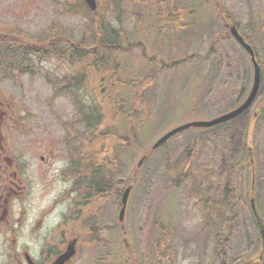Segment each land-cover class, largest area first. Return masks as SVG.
Listing matches in <instances>:
<instances>
[{"label": "rangeland", "instance_id": "374dc122", "mask_svg": "<svg viewBox=\"0 0 264 264\" xmlns=\"http://www.w3.org/2000/svg\"><path fill=\"white\" fill-rule=\"evenodd\" d=\"M66 1L11 0L3 4L2 22L21 29L24 37L50 35L51 26L59 25L69 31V47L82 39L90 52L102 38L100 28L97 33L91 30L102 25L117 32L112 42L119 46L143 43L148 59L139 50L102 51L97 55L102 60L98 69L87 65L69 69L65 58L32 56L37 74L22 76L5 65L2 48L0 100L14 107L12 115L17 120L3 125L5 140L10 142L13 136L18 157L24 161H20L24 164L20 166L24 169L23 199L17 214L22 223L19 254L28 251L42 261V249L58 248H46L43 239L62 225L71 208L72 202L59 205L56 198L71 187L61 180L59 170L70 162V154H77L68 142L83 130L76 116L77 106L82 104L103 116L98 137L86 148L87 153L100 150L106 133L112 134L113 144L118 146L117 135L132 133L141 149L121 154L116 161L118 191L87 206L82 203V219L66 228L80 229L83 237L71 264H264V256L257 262L262 246L249 205L248 151L252 149L256 163L254 197L264 218V141L259 136L264 118V0H216L224 18L237 25L256 51L262 69L261 90L248 119L226 127L191 128L152 154L156 142L174 129L214 120L246 99L253 82L247 53L226 36L213 0H163L165 4H159L161 0H125L126 5L122 0H101L100 8L98 4L96 12L87 14L85 7L81 13L61 12L59 3ZM8 5L13 11L7 10ZM171 19H177L172 26L166 23ZM17 55L16 64L21 60ZM190 57L193 60L180 67L163 68V63L169 66ZM72 75H82L83 85L61 95L54 93L46 78ZM254 113L259 116L253 119ZM242 124V147L220 174L234 147L231 130L237 132ZM146 155L147 160L137 168ZM42 157L50 158V165L42 163ZM133 180L125 219L120 223L121 198L130 185L127 182ZM194 191L209 196L212 203L226 199L231 203L230 224L220 233L229 238L226 244L218 242L217 228L207 227L203 203Z\"/></svg>", "mask_w": 264, "mask_h": 264}, {"label": "trees", "instance_id": "16d2710c", "mask_svg": "<svg viewBox=\"0 0 264 264\" xmlns=\"http://www.w3.org/2000/svg\"><path fill=\"white\" fill-rule=\"evenodd\" d=\"M158 3L165 4L166 2L161 0L158 1ZM168 4L172 6L171 1ZM171 20H168L167 22L170 23ZM94 26H96V28H93L91 31L97 33L98 29L100 28V35H102V38L97 41L95 53L88 52L86 45L82 40L76 41L73 47H82L83 50H75L73 47L70 49L67 44L69 42L68 31H62L53 28L51 30L52 33L50 35L45 34L40 37L34 35V37L32 36L22 39L20 36L21 33H16V36L18 37H11V40L14 43L7 44L8 46H10V48L9 52L5 53L6 63L9 62L10 64H12L15 61L16 54L19 52L21 56V61L19 62V64H17L15 69L20 75L23 76L28 74H37V70L31 60L32 56L40 58L42 60H47L53 57H56L60 60L62 58H65L69 69H74L77 66L81 67V65H87L90 66V68L98 69L99 63L102 60L100 58L99 60H97V55L99 52L102 51L108 53H129L134 50H139L143 57L145 59H148V55L146 53V49L143 43H135L130 46H119L116 43L112 42V39H114L115 35L117 34V32H114L115 30H108L102 25L99 27H97V25ZM15 47L17 49H15ZM21 49L22 52L19 51ZM212 53L213 48H211L210 50V54ZM191 60H193V57H190L189 59H187V61H177L169 66H167L165 63H163L162 65L163 68H174L175 66L180 67ZM150 63L152 64L153 61H151ZM46 78L54 87V93L56 95H61L67 90L71 91L72 89L79 88L83 85L84 82V78L82 77V75H72L70 77L64 76L62 78L57 77L55 78V80L51 79L49 76H47ZM77 108L78 113L76 114V116H79V122L80 125L83 126V130L77 134L75 133V135H73L68 142L71 147H73L74 145L75 147L73 148H75V150L77 151V154L74 153V155H76V162H74L73 164V176L76 178L77 189L82 191L81 194L84 199L95 200L99 198H104L112 194L114 191H118L115 190L117 182H119L118 177L116 175L117 173L115 167L116 161L119 159L120 155L128 153L130 151L140 150L141 147L138 145V137H136V135H132V133L128 136L123 137L117 135L118 142L120 143L119 146L117 143L113 144V137L111 136L112 134L106 133L104 139L102 140L100 150L97 152L92 151L91 153H87L86 148L91 147L98 137L97 133L102 127L103 116L98 115L92 107H85L81 104L78 105ZM249 113L250 111H247L244 115H242L235 121L224 124L222 125V127L231 125L236 121L241 122L247 120ZM256 114L257 116H259L258 113ZM243 128L244 124H242V127H240L237 132L231 130V142L233 143L234 147L228 151L224 159V165L220 170V174H222L224 169L231 164L233 158L235 157V155H237L238 151L240 150V147H242ZM227 131H229V129ZM69 136H71V133ZM259 136L261 140L264 141V118L261 122V125L259 126ZM250 176V181L252 183V166ZM231 177V174L227 176V187L230 186ZM261 178H264V174L261 175ZM256 180H258V177ZM127 184L133 185L134 180L130 183L127 182ZM194 188H196L195 183L193 189ZM251 192L252 185L250 186V196ZM194 193L201 198V202L203 203L202 208L207 218V227L218 229V231L216 232V238L221 245H224L226 244V242H229V238H226L227 240L224 239L226 235H224L223 237L220 233L226 231V226L230 224L231 219L228 212L232 213L231 203L227 199L225 202L212 203L211 198L209 196H202L196 191H194ZM216 204H218L219 210H216ZM261 218L264 221V218L262 216ZM257 262H260L259 257H257Z\"/></svg>", "mask_w": 264, "mask_h": 264}, {"label": "flooded vegetation", "instance_id": "af4514ba", "mask_svg": "<svg viewBox=\"0 0 264 264\" xmlns=\"http://www.w3.org/2000/svg\"><path fill=\"white\" fill-rule=\"evenodd\" d=\"M11 0H0V54L2 48H4V53L9 52L10 46L7 44L14 43L11 40V37H18L16 33H21V38L25 39L23 31L18 28H12L8 25L3 24L2 22V8L3 4ZM67 2L69 4H67ZM82 3L83 0H67L66 4H61V12L67 13H77L78 6L75 3ZM121 3L125 4V0H122ZM71 4H74L71 6ZM130 3L127 4L129 6ZM12 5V4H10ZM7 10L10 9L13 11L11 6L6 7ZM129 11V9H128ZM160 16V15H159ZM154 16V19L157 20ZM53 28L66 31L67 29L62 28L59 25L51 26V31ZM39 36V35H38ZM34 37V35H33ZM27 46V45H26ZM74 48V47H73ZM15 49H17L15 47ZM75 50H83L82 47L74 48ZM12 50V49H11ZM22 52V49L19 50ZM19 54V52L17 53ZM16 54V55H17ZM20 55V54H19ZM18 56V55H17ZM9 65L12 68H16L17 64L14 61L12 64L9 62L5 65ZM19 64V63H18ZM0 66H2V61H0ZM16 70V69H15ZM2 98V97H1ZM14 107L12 105H6L5 100H0V264H53V262L64 252V247L71 243L72 241H77V245L82 241V234L80 229L76 232L74 228L70 231L66 230L70 222L73 220L79 221L82 219V203L83 198L79 195V192L75 188L74 178L71 175L73 159L70 154V162L67 163L63 169L59 170L60 178L64 183H71L69 192L65 193L62 197L56 198V204H63L67 201L72 202L71 208L63 217V223L52 233L45 235L43 245L47 247L51 245H57L58 248L56 251L42 249L41 258L42 261L33 258L30 256L28 251H22L19 254L17 239L19 235V229L22 228V223L20 222V217L18 214V208L20 200L23 199L21 190V178L24 176V169L20 166L24 165L20 163L21 159L18 157V147L16 142L12 141L13 136L10 138V142H6V129L3 125L6 122H17L13 117ZM42 163L50 165V158L42 157ZM24 162V161H21ZM28 194V193H27ZM27 197V195H26ZM25 197V199H26ZM24 199V202H25ZM91 204V202H89ZM56 208V207H55ZM52 210V209H51ZM55 210V209H54ZM52 210V212H54ZM58 230V233H56ZM88 232V230H85Z\"/></svg>", "mask_w": 264, "mask_h": 264}, {"label": "water", "instance_id": "95a60500", "mask_svg": "<svg viewBox=\"0 0 264 264\" xmlns=\"http://www.w3.org/2000/svg\"><path fill=\"white\" fill-rule=\"evenodd\" d=\"M88 7L91 10H96L97 8V4H96V0H85ZM230 34L236 39V41L244 48V50L247 52L248 56L250 57L252 66H253V83H252V87L250 90V93L248 95V97L246 98V100L236 109L230 111L229 113H226L214 120L211 121H207V122H201V123H190L181 127H178L176 129H174L173 131H171L169 134H167L166 136H164L161 140H159L154 147L152 148V151L156 150L157 148H159L161 145H163L166 141H168L170 138H172L173 136L185 131V130H189L191 128H214L217 127L219 125L228 123L232 120L237 119L238 117H240L241 115H243L255 102L259 91H260V87H261V80H262V74H261V67L256 59V54L254 49L247 43L245 42L244 38L240 35V33L238 32L237 28L235 26H232L230 28ZM145 158L142 159L139 163V167L142 165V163L144 162ZM253 162V161H252ZM254 183V180H253ZM132 186L128 187L123 194L122 197V208L120 210V215H119V221L123 222L124 218H125V214H126V210H127V205H128V201H129V197H130V193L132 191ZM254 188V185H253ZM251 209H252V213L253 216L256 220V223L260 229V234H261V238H262V244H263V248H264V224L258 214L255 202L252 201L251 204ZM76 254V241L72 242L71 244H69L67 250L61 254L56 261L53 264H66L70 261V259Z\"/></svg>", "mask_w": 264, "mask_h": 264}]
</instances>
